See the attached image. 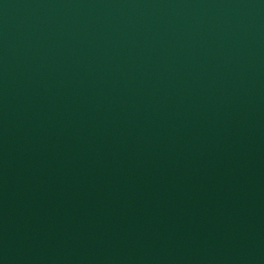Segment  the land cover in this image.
Returning <instances> with one entry per match:
<instances>
[{
  "label": "water",
  "instance_id": "95a60500",
  "mask_svg": "<svg viewBox=\"0 0 264 264\" xmlns=\"http://www.w3.org/2000/svg\"><path fill=\"white\" fill-rule=\"evenodd\" d=\"M0 264H264V0H0Z\"/></svg>",
  "mask_w": 264,
  "mask_h": 264
}]
</instances>
